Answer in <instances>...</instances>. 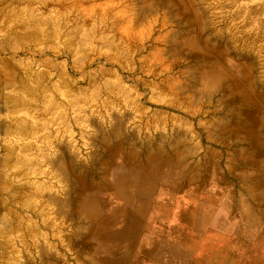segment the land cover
Wrapping results in <instances>:
<instances>
[{
	"label": "bare ground",
	"instance_id": "obj_1",
	"mask_svg": "<svg viewBox=\"0 0 264 264\" xmlns=\"http://www.w3.org/2000/svg\"><path fill=\"white\" fill-rule=\"evenodd\" d=\"M132 1L133 2L129 4L128 2L127 4H125V1L120 0V3L116 4L115 3L116 0L115 1L114 0H69L67 2V7L71 10L70 14L73 17H67L66 16L67 13L63 11H59V13H57L56 15V21L57 23H59L60 35H62V37H65L63 45L68 50L71 49L73 43L75 45V42L79 41L77 40L74 42L77 36L80 37L79 33L85 30L84 29L85 28L84 25H85V26H88L87 29H89V31L93 32L94 30L95 32V29H96L99 32L98 41H101L102 45L106 46L107 48H117L120 46H124L125 48V46H127L129 49H126L125 52L121 48L120 50H122L123 51L122 53H125V55L129 59H131L132 53H133L132 52L133 49L131 46L132 40L134 41V39H136L142 45L144 44V42H146L145 38L147 36H144L145 34L140 32L143 29V27L140 29V31H138L141 21L146 15L151 16L155 14L156 12V9L154 6V0H132ZM0 2H1L0 3V13H2V15L3 13H6L5 18H7V20H4L5 21L4 24H0V65L6 72V73L4 72L5 73L3 76L4 80L1 83V87H0V116H4V118L0 120V134L4 136H10V139L12 140L16 139L15 144H12L10 146H8L9 144L7 145L6 143H5L6 145L3 144V142L2 144H0V168L6 171L5 174H0V259L2 262L0 264L16 263L14 262L15 260H12L13 258L9 257L10 253H8L10 250L15 249L14 243L16 242L15 241L16 238L20 239V244L22 243L21 248L23 249L21 251L18 249L14 251L19 256L22 255L21 260L22 258H24L22 262L18 260L21 262V263L18 262L19 264H36L35 258H38L40 260V264H53L52 259L54 258L51 257L50 254H48L49 252L47 249L49 248V245L51 244V241H50L51 237L52 239H55L58 236L60 238L59 233H57L56 231V228L58 226V222L56 223V221L59 220L60 222L59 224H62L61 226L67 224L66 220H68L69 218L67 217L66 209H68V206L71 205V204L68 205V198L69 199L73 198L74 194L79 195V192L84 193L87 190V188H89V186H88V183L86 184V181H85L86 179L84 178L85 175H83L81 176V179L80 177L77 179L78 181L76 182V184H73L74 190H72L73 189L71 187L72 185L70 186L71 179H70L69 168L67 166L68 162L70 161L69 158H71L72 156L70 157L71 151L68 152L66 142H64L63 147H60V148H58V146H56L57 148H55V146L52 145V147H54L53 149L55 151H59L60 153L57 154L55 152L54 153L52 152L51 157L48 159L50 163L49 165L52 166V168L50 167L51 168L50 173L49 171L47 173V172H44L45 170L42 171V169H39L37 167L39 165L36 164V160L34 159L33 155H31L33 153L35 154L36 151L33 152V150H35L36 147L34 149L33 145L35 144L31 142L29 137L35 136L38 133L37 127L39 126L42 127V125H44V123L47 122L44 120L45 118L44 116L46 114L53 115L56 112L57 115H59V118H62V115L64 118L65 114L63 113V111L62 112L58 111L60 107L59 105L60 103L57 100L58 99L57 96L54 95L51 98L50 97L51 95H50L48 96L49 98L46 97L45 94H46V87H47L48 82L44 74L39 73V71L37 74H33V75L29 73V75L27 74L28 76L23 75L24 72L23 74L20 73L21 71H19V65L22 61V58L19 57L20 49L17 46L18 45L21 46V44L24 41H27V43H32L37 38L39 39L38 36H40L41 33L46 32L49 29L48 28L49 26L44 27V25H47L48 20L52 19L50 18L51 15H47L45 14L46 12L45 13L42 12L41 10L43 8L40 10V8L36 6V3L38 1L35 2V0H2ZM57 5L55 7H57ZM62 8H64V6ZM160 8L162 9L163 17L158 24L159 28L160 30H164L165 28L169 30H166L163 33H159L155 37L150 38L151 48L149 49L148 54L144 57L150 61L152 60V63L150 64L147 63L148 65L146 64L147 65L146 70H148L149 73L152 72L154 79L146 81L145 82L146 84L144 83V85L148 88L149 93L152 94L150 96L152 98H155V97L157 98V102H161L164 105L171 107L173 109L182 110L183 113L188 112L193 115L195 114V112H198V113L200 112L203 103L209 104L211 102V98L218 97L216 101L217 107L216 108L213 107L214 109L212 108L211 112L213 113V115L214 114L217 115L218 113L219 114L218 116H220V118L215 119L213 122L209 124V127L211 128L207 129L204 127L203 131L207 130L206 135L209 138L208 140L211 141L213 139L215 143L221 146L219 151H215L213 153L212 152L209 153L207 151L208 153H205V157L202 158L204 160V164L201 163L203 162L200 159L201 156L197 160H194V161L190 160V158L194 156L193 155L194 153L192 154L191 151L192 149L195 148L193 147L191 149V147L189 146L190 143L187 144L182 150H174L172 149L173 147L171 148L169 145L170 147L169 149H166L165 148L166 146L165 147L156 146L155 149L151 148L152 149L151 150L149 147L148 150L146 151L144 150L143 153H140L141 151H139L138 147L135 146L134 142H133L134 145H131L133 143H129L130 145L129 147H127L125 146V142L123 141V139H121L122 136L120 137L119 135L116 134L118 131L117 127H118L119 121L117 120L119 117L117 115L118 113L116 114L115 112H112V111H111V116L113 117V119H115V122L113 124L114 126L112 125V129L114 128L115 131L117 130L112 135L113 140L112 138L111 140H109V138L106 139V136L109 133L106 134V136L103 135L105 133V130L108 128L104 130L103 125L101 123L93 121L92 125L95 130V135H94V138L92 137L93 140L90 139V142L95 145L94 146L95 148L97 147L99 149L101 147L99 151H102L105 154H107V157L110 160L109 162L114 163L119 158L120 160H122L123 162H126L127 164L142 163L143 165H146L151 168V171H152L151 174L153 177L157 175H161L163 177L166 176L167 180L169 181H173L174 177L177 178V175L174 176V174L170 172L171 171L170 169L166 170L167 171L166 174H164V171L162 172L160 170V174H159V169L157 168L158 164L159 165L164 164L165 166L170 168L172 167V165L177 166V161H179V159L180 160L189 159L190 161H193L192 162L193 167L190 170H187V172L185 171L186 172V181H185L186 191L188 195H191V196H194V194L196 195L200 191L203 192L205 190L204 185L206 184L205 183L206 181L209 182L211 180L215 182V184H218V185L227 184L226 180L229 177L228 178L226 177L228 175L230 176L235 175L237 176L238 179H240L241 182L248 183L247 187L244 190L248 192V194H250L252 197L259 196L261 194L264 195V88H263L264 84L261 82V81H264V77L263 79H261L260 78L261 76L260 77L258 76L260 74H257L256 64H253V62L252 63L250 62V58H251L250 49H248L247 47L242 49L234 43H231V45L227 46L226 48L219 47L218 43L222 41L219 39V37H217L216 33L214 34L212 32L213 30L212 31L209 30L208 38L207 37L203 38L202 36L205 30L207 29V27L203 24V20L205 17L202 15V12L199 11V7L197 6V4L194 3L192 0H164ZM153 17L154 16H152V18ZM96 18H98L99 20L98 27H96L97 25L95 23ZM128 18H130V21L128 20ZM8 20L10 21V23H8L9 22ZM119 20H122V21L120 25H117V21ZM108 24H111V27H107ZM57 25L58 24H56V26ZM149 32H151V30ZM237 33L238 32L234 30V34L237 35ZM55 34L57 35V31ZM48 35L49 34H47L46 38H48ZM54 35L52 33V36ZM81 35H85V34H81ZM234 40H235V37H234ZM237 40L238 39H236L235 41ZM80 42H79V45H81ZM160 43H165L166 46L171 50L170 55H171L172 60L168 62H163V64H160V66H158V68L155 69V67H152L153 64L155 62L160 63V61L163 59V53H162V50L160 49L161 47L159 46ZM211 44H214L216 47H213ZM20 48L22 49L23 47H20ZM10 49L13 51H10ZM73 50H71V52ZM253 50H255V48ZM259 52L260 51H258V53ZM56 53L57 52H55V54ZM144 57H142V59ZM151 68H153L155 71H153ZM175 69H177L176 71L178 74L177 78L167 79L168 78L167 77L165 79H162L163 78L161 77L162 72H166L169 70L171 71ZM63 71L64 70L62 69L61 74H58L59 75L58 79L54 83H52L51 86L54 88L57 87L59 90H62L63 102H65L70 108V107L77 105V103L80 102L78 100V95L81 93L80 91H84L85 89L80 90V87L73 86L70 82V79L67 77V75L62 74ZM115 73L111 70H108L106 72L108 79L104 82V86L106 90L109 91V93L116 94L115 91H118V92L123 91V93H125L123 90V86H124L123 80L121 77L115 75ZM92 85H94V83ZM81 88L83 87L81 86ZM5 90H9L8 93H6ZM130 92L132 93V91ZM98 94H97V97H98ZM135 99L136 97H134V99L132 98L133 101ZM130 103H132V101H130ZM132 104H136V103H132ZM132 104H131V107H132ZM135 107H136L135 109L137 110V112L141 113L140 115H143L142 113L145 112L144 109L147 108V107L142 108L139 106H135ZM221 107H225L223 111L221 110L223 109ZM74 110H77V109H74ZM155 113L156 112H154V114L152 115L156 116ZM203 113L208 114L209 110H205ZM129 116H128V119H129ZM143 117L144 116H142V118ZM78 118L76 119L77 121H79ZM161 118H162V114H161ZM37 119L38 121H41L43 124H39V122L36 121ZM121 120H122V117H121ZM165 120H167V118ZM57 124H59V122ZM119 124H120L119 129L122 131L123 125L122 123H119ZM61 125H63V123ZM77 125L80 126L79 124ZM88 126H90V124H88ZM173 126H176V125H173ZM68 127H70V125ZM63 129H66V128H63ZM150 131H151V128H150ZM160 131L162 130L160 129ZM128 132L129 131H127V133ZM169 132L171 133V131ZM215 132L220 133L219 134L220 136L217 139L213 138V137H216V135L213 136ZM182 135L184 134L182 133ZM61 136H60V139H63L61 138ZM176 136H178V134ZM179 136L181 139L180 141H183L184 139L181 138V134ZM179 136L178 138L176 137L178 140L176 141L178 142L177 144H179ZM44 137L42 138L43 140H44ZM158 137H162V136H158ZM38 139H40L39 141L42 140L41 138H38ZM67 139L69 138L67 137ZM20 140H23V141H21L22 143L19 146ZM47 141H49V139ZM47 141L45 140L46 145L49 146V142L47 143ZM111 142H113V146L111 145L112 147L109 146ZM100 143H101V146H100ZM158 143L159 142H157V144ZM90 144L89 146H91ZM201 144L203 143L201 142ZM235 144H238L239 146L237 148L234 147L232 150L229 149L231 148L230 147L231 145L235 146ZM98 153L99 152H97V155ZM223 155L225 156L226 163L224 165H221L219 159L221 156L223 157ZM99 156L100 155H98L97 158ZM208 159H211V161L209 162ZM109 162L108 161H106L105 163L101 161L100 163L97 162L98 164L103 166L100 172L101 173L104 172L103 174L105 175H104V178L101 184H99L98 188H94L92 187L93 185L90 184L91 188L88 189L89 190V192L87 193L88 195L93 193V191L100 192L107 185L106 182L108 178L111 177L110 175H112L111 173H112L113 165H114V164L112 165V163L110 164ZM199 164L207 165V166L205 168H200ZM187 166L188 164L186 165V168ZM232 167L234 169L233 171L234 173H232L231 171ZM54 172H55V176H53ZM41 174H46L47 176L52 175L53 178L55 179L57 178V181L60 183V185L63 188L60 187V185H59V188H55L56 186L50 185L48 182L47 184H45L42 181H39V179L38 180L31 179L33 176H39ZM132 176L137 177V173L134 171L132 173ZM59 190H62L63 193L60 191L61 192L60 194ZM63 194L65 195V197H62ZM85 198L87 199H82L78 203L75 202L78 199H76L73 202L76 203V206L82 207L84 209L87 208V210L91 212L89 214V217L91 216V223L93 227L91 228V230L89 229V233H92V235L94 233L99 234L98 233L99 231L95 229V226H97V221H95L94 217L96 216V213L100 207L98 204L95 203L96 202L95 199L88 198V196ZM71 201L72 200L70 199V202ZM72 205L74 206V204ZM70 208L73 209L71 206ZM193 210L194 208H192L191 211ZM81 216L82 214L80 215V219H81ZM191 220H193V218H189V216H186L187 223H189V221ZM83 221H85V219ZM253 224H254L253 225L254 227L257 226L255 222H253ZM75 227H78V226L75 225ZM62 237H63L62 243L70 241V236H68L67 234L65 233L62 234ZM72 237L75 238L74 235ZM100 237L105 238V239L114 238L113 235H107L106 233H104L103 236L100 234ZM28 240L30 241V243L27 242ZM16 244H18V242ZM84 247L86 246L84 245ZM67 248L69 247L67 246ZM85 251H87V249ZM7 253L9 254V256ZM84 254H87V253H84ZM90 256L89 258H91ZM79 258L81 259L82 257H78V259ZM17 259H18V256H17ZM170 262L172 261L170 260ZM177 262L175 264L179 263ZM56 263H59V261ZM90 263L91 264H105V262L96 261L95 259L94 260L92 259V262ZM114 264H130V263L126 261V258H124L122 260L120 259V261L114 262ZM179 264H186V260H184V263L180 262ZM209 264H226V261H224L223 263L219 261H215Z\"/></svg>",
	"mask_w": 264,
	"mask_h": 264
},
{
	"label": "rangeland",
	"instance_id": "obj_2",
	"mask_svg": "<svg viewBox=\"0 0 264 264\" xmlns=\"http://www.w3.org/2000/svg\"><path fill=\"white\" fill-rule=\"evenodd\" d=\"M0 1H2V0H0ZM37 1L35 0V2H37L36 6L38 8H40V10L43 8L41 11L44 13L46 12L45 14H47V15H51L50 18H52V19L48 20L47 25H44V27L49 26L48 27L49 29L46 32L41 33V35L38 36L39 39L37 38L32 43H27V41H24L21 44V46L20 45L17 46L20 49L19 57L22 58V61L19 65V71H21L20 72L21 74H23V72H24L23 75H25V76H28L29 73L32 75L37 74L38 71H39V73L44 74L45 77L47 78V82H48L45 95H46V97L51 95L50 96L51 98L54 95L57 96V98H58L57 100L60 103L59 104L60 107H59L58 111H61V112L63 111L65 116L63 118V115H62V118H59V115H57L56 112H55L56 115L55 114H53V115H49V114L47 115L46 114L44 116L45 117L44 120L47 121L48 123L45 122L44 125H42V127H40V126L37 127L38 133L33 137H29L31 142H33L35 144V145H33L34 149L36 147V149L33 150V152L36 151L35 154L32 152L33 154H31V155H33L34 159L36 160V164L39 165V166H37L39 169H42V171L45 170L44 172H47V173L49 171V173H50L52 166L49 165L50 163H49L48 159L51 157L52 152L53 153L55 152L57 154L60 153L59 151H55L53 149L54 147H52V145H54L55 148H57L56 146H58V148H60V147H63L64 142H66L68 152L71 151L70 157L71 156L73 157V158L71 157L72 159L69 158L70 161L67 164V166L69 168L70 179H71L70 186L72 185L71 187L73 188V184H76V182L78 181L77 179L79 177L81 179V176L85 175L84 178L86 180L85 179L84 180L86 181V184L88 183L89 188H87V190L84 193L79 192V195H75L73 193L74 197L72 195L73 198H70L72 200L71 202H70V199L68 198V205L71 204L70 206L73 208V209H71L70 206H68V209H66L67 210V217L69 218V219L67 218L68 220H66V223L68 225L65 224V225L61 226L62 224H59L60 223L59 220L56 221V223L58 222V226L56 228V231H57V233H59L60 238H59V236L56 237L55 239H52V237H51V240H50L51 244L49 245V248L47 249L49 252L48 254H50L51 257L54 258V259H52L53 264H78L77 263L78 257H76V256H78L79 254L81 255L84 250H86V249L88 250L89 246L92 245L93 237H92V233H89V229L91 230L93 225L91 223V216L89 217V214L91 212L89 210H87V208L84 209L82 207L76 206V203H78L82 199H87L85 197L88 196V194H87L89 192L88 189L91 188L90 184H92L93 185L92 187H94V188H98L99 184H101L105 174H103L104 172L103 173L100 172V170H101V168H103V166L98 164V163H100V161L104 162V163L106 161H108V162L110 161L107 157V154H105L102 151H99V149L101 147L99 149L97 147L95 148L94 147L95 145L90 142V139H92V137L94 138V135H95V130H94V127L92 125V122L94 121V122L101 123L103 125L104 130L106 128H108L105 130V133L103 135L106 136V134L109 133L106 136V139L109 138V140H111V138H112V140H113L112 135L117 130L115 131L114 128L112 129V125L114 124L115 119H113V117L111 116V111L115 112L116 114L118 113L117 115L119 118L117 121H119V123H122V125H123L122 129L123 130L121 131L119 129L120 124L118 123V127H117L118 131L116 134L119 135L120 137L122 136L121 139H123V141L125 142V146H127V147H129V145H130L129 143L134 142L135 146L138 147L139 151H141L140 153H143L144 150L145 151L148 150L149 147H150V149L151 148L155 149L156 146L157 147H159V146L160 147H163V146L167 147V143L169 142L168 141L169 138L176 136V133L178 130L177 128L182 126V128L185 129V132L189 133L186 136L187 137V139H186L187 144L191 143V145L193 146V142L194 141L196 142V147H195L196 149L195 150L192 149V151H191L192 154L194 153L193 154L194 156L192 155L193 157H191V160H193V161L197 160L201 156L200 159L203 161L201 163L204 164V160L202 158L205 157V153H208V152L213 153L215 151H219V149L221 147V146H219V144L215 143L213 141V139L211 141L208 140L209 138L206 135L207 130L203 131L204 127L207 129L211 128V127H209V124L211 122H213L215 119L220 118V116H218L219 115L218 113H217V115L216 114L213 115V113L211 112L213 107H215V108L217 107L216 101H217L218 97L211 98V102L209 104L203 103L200 112L199 113L195 112V114L193 115V114L188 113V112L183 113V111L179 110V109H173L171 107H168L161 102H157L156 97L152 98L150 96L152 94L149 93V90L144 85V83L148 80L154 79L152 72L149 73V71L146 70V66L148 64L152 63V60L150 61V60L146 59L144 56H146L148 54V51L151 48V39L150 38H153L156 35H158L159 33H163L166 30H169L167 28H165L164 30H160L159 25H158L159 22L161 21L162 17H163L162 9L160 7H161V4L164 2V0H154V6L156 9L155 14H153L151 16L146 15L143 18V20L141 21L138 31H140V29L143 27V29L140 32L145 34L144 36H147L145 38L146 42H144V44L142 45L136 39H134V41L132 40L131 46L133 49L132 50L133 53H132L131 59H129L125 55V53H122L123 51L120 50V48H121L125 52L126 49H129L127 46H125V48H124V46H120L117 48H107L106 46L102 45L101 41H98L99 40V32L95 29V32H96L95 33L93 30V32L95 33V35H94V33L92 31H89V29H87L88 26H85V25H84L85 28L83 27L85 30L83 32L82 31L80 32L81 34H85V35H81L79 33L80 37L77 36L78 39L76 38V40H74V42L77 40H79V41L75 42V45L73 43L72 48L68 50L63 45L65 37H62V35H60L59 23H57V21H56V15H57V13H59V11H63L65 13H67L66 14L67 17H73L70 14L71 10L67 7V2L69 0H59V1L58 0H47L48 2L46 0H37ZM45 1H46V3H45ZM122 1H125V4H127V2H128V4L133 2L132 0H122ZM192 1L197 4V6L199 7V11L202 12V15L205 17V18L203 17L204 18L203 24L207 27V29L205 30L202 37L208 38L209 30H211V31L213 30L212 32L214 34L216 33L217 37H219V39L222 41V42L218 43L219 47L226 48L227 46L231 45V43H234L242 49H244L245 47L250 49V52H251L250 62L251 63L253 62V64H256L257 74H260L258 76L259 77L261 76L260 78L263 79V77H264V67H263L264 66V61H263L264 60V58H263L264 57V50H263L264 49V0H192ZM115 3L119 4L120 0L119 1L116 0ZM47 4H49V5H47ZM50 4H52V5H50ZM56 5H57V7H55ZM63 6H64V8H62ZM5 11H7V10H5ZM5 11H3V12H5ZM5 14L6 13H3V15H2V13H0V15H2V16H0V24H4V22H5L4 20H7V18H5L6 17ZM172 15H173V13H172ZM152 16H154V17L152 18ZM156 16H158V17H156ZM168 17H170V16H168ZM51 20H52V22H51ZM96 20H95V23L97 26L96 25L95 26L98 27L99 20H98V18H96ZM128 20L130 21V18H128ZM119 21H117V25H120L122 20H119ZM148 22H150V23H148ZM8 23H10V21ZM55 23L58 25L56 26ZM107 27H111V24H108ZM101 29H103V28H101ZM233 29L235 31H237L239 34L238 33H237V35L234 34ZM150 30H151V32H149ZM216 30H218V31H216ZM56 31H57V35L55 34ZM88 32H89V34H88ZM52 33H53V35L54 34L55 35L52 36ZM47 34L50 35V36L48 35V38H46ZM85 36H86V38H85ZM81 37L83 39L84 38L85 39L83 40ZM234 37H235V40L236 39H238V40L235 41ZM61 38H62V40H61ZM81 40H83V41H81ZM79 42L81 43V45H79ZM76 43H78V44H76ZM211 45L213 47H216L214 44H211ZM159 46L161 47L160 49L162 50V53H163V59L160 61V63L155 62L153 64L152 67H155V69L158 68V66H160V64H163V62H168V61L172 60L171 55H170L171 50L166 46V44L160 43ZM241 46H243V47H241ZM20 47H23V48L21 49ZM102 47H104V48H102ZM252 47H253V49L255 48V50H253ZM73 48H74V50H73ZM71 50H73V51L71 52ZM10 51H13V50L10 49ZM258 51H260L259 52L260 54L258 53ZM55 52H57V53L55 54ZM82 54H84V55H82ZM262 54H263V56H262ZM142 57H144V58L142 59ZM141 67H143V68H141ZM62 69L65 71V73L63 71L62 74L67 75V77L70 79V82L73 86L80 87V90L88 89L86 91L85 90L80 91L81 92L79 94L80 96L78 95V100L80 102L82 101L83 103L78 102L77 105L69 108V106L65 102H63L62 90H59L57 87L54 88L51 86V84L54 83L58 79V76H59L58 74H61ZM151 69L153 71H155L153 68H151ZM30 70L31 71L33 70V71L31 72ZM108 70H111L114 73L116 72L115 75L122 78L123 85H124L123 90L125 93H123V91L122 92L115 91L116 94H113V93H109V91L106 90V88L104 86V82L108 79V77L106 75V72ZM176 71H177V69L162 72L161 77H163L162 79H165L167 77H168L167 79L177 78L178 74ZM4 72H5L4 69L0 65V87H1V83L4 80L3 76L6 73V72L5 73ZM161 77H159V78H161ZM261 82L264 84V81H261ZM93 83H94L95 87L97 86L96 88L94 87V85H92ZM81 86L83 88H81ZM125 86H127L129 90ZM92 87H93V89H92ZM8 91L9 90H5L6 93H8ZM130 91H132V93ZM98 92H99V94H98ZM96 93L98 94V97H97ZM140 95H142V96H140ZM109 96H110V98H109ZM79 97H81V98H79ZM95 97H96V99H95ZM134 97H136V99L133 101L132 98L134 99ZM129 100L132 101V103H136V104L130 103ZM137 100L139 103L137 102ZM140 101L142 102V104ZM131 104H132V107H131ZM135 106H139L142 108L147 107V108L144 109L145 112L142 113L143 115H140L141 113L137 112V110L135 109L136 108ZM221 108H223V109H221L223 111L225 107H221ZM74 109H77V110H74ZM205 110H209V113L204 114L203 112ZM125 111H126V113H125ZM154 112H156L155 115L158 117L152 115V114H154ZM176 112H178V113H176ZM161 114H162V118H161ZM79 115H80V117H79ZM206 115H208V116H206ZM128 116H129V119H128ZM142 116H144V117L142 118ZM152 116L154 117V119ZM212 116H214V117H212ZM121 117H122V120H121ZM163 117L165 119L167 118V120H165ZM173 117L176 119H174ZM3 118H4V116H0V120H2ZM47 118H48V120H47ZM77 118L79 121L76 120ZM200 119H201V121H200ZM204 119H206V120H204ZM175 120H177V121H175ZM36 121H38V119ZM120 121H122V122H120ZM38 122H39V124H43L41 121H38ZM58 122L60 125L57 124ZM62 123H63V125H61ZM77 124H79L80 126H78ZM88 124H90V126H88ZM159 124H160V126H159ZM69 125H70V127H68ZM173 125H176V126H173ZM63 128H66V129H63ZM150 128H151V131H150ZM154 128H155V130H154ZM58 129L60 130V132ZM160 129L162 131H160ZM106 131H107V133H106ZM127 131H129V132L127 133ZM169 131H171V133ZM49 132H51V133H49ZM54 132H55V134H54ZM62 132H63V134H62ZM152 132H153V134H152ZM134 133H136L137 135ZM56 134H58V135H56ZM172 134H173V136H172ZM219 134L220 133L215 132V134L213 136L216 135V137H213V138H216V139L219 138V136H220ZM42 135H44L45 137ZM64 135H66V136H64ZM124 135L125 136L128 135V136H126L127 138ZM149 135H151V136H149ZM165 135H166V137H165ZM56 136H57V138H56ZM60 136L63 139H60ZM158 136H162V137H158ZM43 137H44V140L42 139ZM47 137H49V138H47ZM67 137L69 139H67ZM156 137H157V139H156ZM38 138H41L42 140L39 141L40 139H38ZM45 138H47V139H45ZM151 138H152V140H151ZM158 138H160V139H158ZM48 139H49V141H47ZM162 139H164V140H162ZM45 140L47 141V143L49 142V146L46 145ZM130 140H132V141H130ZM15 141H16V139L12 140V139H10V136H4V135L0 134V144H2V142H3V144L6 143L7 145L9 144L8 146H10L12 144H15ZM21 141H23V140L19 141V143H20L19 146L22 143ZM60 141H62L63 143ZM84 141H86V142H84ZM140 141H142V142H140ZM162 141H164V142H162ZM147 142H149V143H147ZM157 142H159V143L157 144ZM201 142L204 145L201 144ZM134 143L131 145H134ZM89 144L91 146H89ZM149 144H151V145H149ZM238 144H235V146L231 145L230 146L231 148H229V149L232 150L234 147L237 148L240 145V144L239 145ZM111 145L113 146V142H111V144H109L110 147H112ZM202 145H203V147H202ZM50 146H51V148H50ZM100 146H101V143H100ZM11 147H13V146H11ZM92 147L95 149H93ZM98 147H99V145H98ZM40 148H41V150H40ZM97 152H99L98 155H100L101 157L99 156L97 158V156H98ZM103 153L105 156L103 155ZM86 159H88V160H86ZM208 160H209V162L211 161V159H208ZM219 160H220L221 165H224L226 163L224 155H223V157L221 156ZM71 161L73 162V164ZM193 161H191V162H193ZM115 162L120 163L121 160L118 158ZM115 162L114 163L109 162V163L110 164L112 163V165H113V164H115ZM81 163H82L83 167H82ZM93 163H95L96 165ZM87 165H89V166H87ZM84 166H85V168H84ZM70 170H71V172H70ZM0 171H1L0 174L6 173V171L1 169V168H0ZM97 174H98V176H97ZM53 176H55V172H54ZM90 176H92V177H90ZM31 179L32 180H38L39 179V181H42L45 184H47V182H48L50 185L56 186L55 188H59V185H60V183L57 181V178L56 179L53 178L52 175L47 176L46 174H41L39 176H33ZM72 180H74V181H72ZM51 183H53V184H51ZM247 185H248V183L241 182L240 179L237 178V176H234L233 190L235 193H237L238 191H242L244 187L245 188L247 187ZM216 186H217L216 188H212L211 183L210 184L207 183L204 185L206 191H208L209 189H215V190L217 189V191L221 192V193L225 191L224 184L223 185L217 184ZM60 187H62V186L60 185ZM62 188H60V189H62ZM72 190H74V188ZM60 191L62 192V190H59V193L61 194ZM243 191H245V190H243ZM245 193H246V191H245ZM77 196H78V198H77ZM260 196H262V194L259 195L258 197H260ZM62 197H65V195L63 194ZM76 199H78V200H76ZM190 200L192 202L195 201L193 198H191ZM73 201H75L76 203ZM72 204H74V206ZM203 207H204L202 209L203 212H201L203 215L202 216L203 217L202 228L199 230L198 229L194 230L193 228H194L195 224L193 223V220H191V223H187V225H186L187 226L186 232H185L186 245H185V250H184L185 251L186 264H207V263L209 264V263H213L215 261H219L221 263L226 261V264H264V236H262V235H264V226L263 225H262L263 228L261 226L257 229H253L251 231L245 232L244 234H246V239H244V240L239 238V236H241L242 233L240 234L237 232H234V237H232L233 239H231L229 237L227 238L225 233H223V231L214 230L213 227H211L209 224V217H205V215L208 214V210L212 209L211 205H208V203H205V204H203ZM189 208L190 207H187V210H189ZM76 212H78V213H76ZM21 213H22V211H21ZM77 214H79V215H77ZM81 214H82V216L80 219ZM195 214H196L195 211H193L192 212V216H193L192 218L196 217ZM93 217H94V215H93ZM95 217H94V219H95ZM84 219H85V221H83ZM69 223H71V224H69ZM77 223H78V225H77ZM75 225L78 227H75ZM83 227L84 228L86 227L85 230ZM58 228L60 231L58 230ZM77 231H78V233H77ZM83 231H84V233H83ZM66 232H68V233H66ZM64 233L67 234L68 236H70V241L62 243L63 242L62 241V239H63L62 234H64ZM73 235L75 236V238L72 237ZM80 239H82V240H80ZM15 241H16L14 243L15 249L10 250L8 252V253H10V256L8 253L7 254L10 258H13L12 260H15L14 262H16V263H14V262L13 263L17 264L18 262L21 263L24 258H22V260H21L22 255L19 256L17 253L14 252L16 249H18L20 251L23 250L21 248L22 243L20 244V239L16 238ZM52 241H53V243H52ZM17 242L19 245L16 244ZM27 242L30 243L29 240ZM82 244H84L86 247H84V245H82ZM86 244L87 245L89 244V245L87 246ZM66 245L69 248H67ZM50 246H52V247H50ZM76 247H78V248H76ZM80 248L82 250L83 249L84 250L82 251ZM51 249H53V250H51ZM11 251H13V252H11ZM51 251H52V253H51ZM11 253H12V255H11ZM55 255L57 256V258ZM17 256H18V259H17ZM19 257H20V259H19ZM18 260H20L21 262ZM57 260L59 261V263H56V262H58ZM0 263H2L1 259H0ZM35 263L40 264V260L38 258H35Z\"/></svg>",
	"mask_w": 264,
	"mask_h": 264
},
{
	"label": "crops",
	"instance_id": "obj_3",
	"mask_svg": "<svg viewBox=\"0 0 264 264\" xmlns=\"http://www.w3.org/2000/svg\"><path fill=\"white\" fill-rule=\"evenodd\" d=\"M177 131L176 135L181 134L184 140L180 141L179 136V144H177L178 136L169 138L166 149L173 147L174 150H182L187 145L186 136L189 133L185 132L182 126ZM189 146L191 149L196 147V142H193V146L190 143ZM190 160L179 159L177 166L172 165L170 168L158 164L159 174L160 170L166 174V170L170 169L174 176L177 175L173 181L167 180L166 176L153 177L151 168L142 163L127 164L122 160L120 163L116 162L105 188L88 195V198L95 199V203L100 207L95 217L97 221L95 229L99 234L92 235V245L89 246V250H84L83 254L78 255L82 258H77V263L91 264L92 259H95L105 264H114L124 258L130 264H167V262L175 264L177 260L179 263H184L186 216L192 218V212L195 210L193 229H201L203 219L201 212L205 203L212 208L205 215L209 217L210 226L216 231H223L227 238L233 239L234 232H237L242 233L238 236L244 240L245 232L264 226V195L252 197L248 192L243 191L245 187L235 193L233 190L235 175L226 177L229 178L226 180L227 184H224L225 191L222 193L217 189H209L200 191L194 196L188 195L185 181L187 170L193 167ZM206 166L199 164L200 168ZM134 171L137 177L132 176ZM231 171L234 173L233 167ZM205 183H211L212 188L217 187V184L211 180ZM191 198L195 201L192 202ZM187 207H190L189 210ZM253 222L256 227L253 226ZM104 233L113 235L114 238H101L100 234L103 236ZM83 255H91V258Z\"/></svg>",
	"mask_w": 264,
	"mask_h": 264
}]
</instances>
